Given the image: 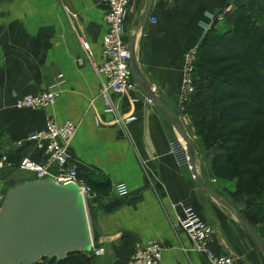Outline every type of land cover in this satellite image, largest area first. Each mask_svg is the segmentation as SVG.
<instances>
[{
  "label": "crops",
  "instance_id": "1",
  "mask_svg": "<svg viewBox=\"0 0 264 264\" xmlns=\"http://www.w3.org/2000/svg\"><path fill=\"white\" fill-rule=\"evenodd\" d=\"M235 1L247 0H153L141 27L147 0L129 6L124 38L130 45L135 37L138 77L171 111L177 112L185 52L200 44L205 26L211 23L209 16L225 13ZM249 2L264 11V0ZM106 12L101 0H0V140L11 143L1 152L13 165L23 156L42 162V151L25 138L43 129L50 118L76 126L69 163L89 171L96 182L88 212L93 246L105 253L97 256L99 264H126L138 241L161 245L160 264H209L192 247L189 236L175 227L170 204L177 200L192 203L212 226L214 253L230 255L237 264H264L263 251L251 241L234 211L213 199L208 206L201 203V189L190 167L187 170L178 162L172 151L175 126L139 86L130 99L114 97L120 114H135L129 124H117L113 115L104 112L105 100L99 95L91 60L96 66L103 61ZM48 89L60 90L54 105L13 114L16 97ZM121 183L128 191L122 197L115 191ZM0 185L2 194L7 184Z\"/></svg>",
  "mask_w": 264,
  "mask_h": 264
},
{
  "label": "trees",
  "instance_id": "2",
  "mask_svg": "<svg viewBox=\"0 0 264 264\" xmlns=\"http://www.w3.org/2000/svg\"><path fill=\"white\" fill-rule=\"evenodd\" d=\"M219 14L222 20L213 22L197 47L187 115L203 147L214 151L213 174L235 178L236 189L250 197L253 207L240 214L256 231L264 225V11L235 1L234 9ZM222 21L227 29L219 33ZM77 171L92 191L96 182L89 171ZM252 211L261 214L260 223ZM89 254L69 252L60 261L42 257L36 264H92Z\"/></svg>",
  "mask_w": 264,
  "mask_h": 264
},
{
  "label": "built area",
  "instance_id": "3",
  "mask_svg": "<svg viewBox=\"0 0 264 264\" xmlns=\"http://www.w3.org/2000/svg\"><path fill=\"white\" fill-rule=\"evenodd\" d=\"M103 4L107 5V12L105 14V24L107 27V33L102 37L101 58L102 64L96 66L93 60L92 67L97 73L101 89H99V95L105 100L104 112L113 115L115 122L125 126L135 119V114L131 116H124L117 110V104L114 97H128L132 91H136L138 85L133 78V72L130 66V51L129 45L125 41V27L129 6L135 4L137 0H101ZM228 10V8L226 9ZM224 10V11H226ZM222 14H211L209 19L211 23L206 27L207 30L211 29L214 20L221 21ZM217 17V18H215ZM206 30V31H207ZM82 44V41H81ZM83 45V44H82ZM197 47H194L189 52H185L183 59L184 73L182 74V85L178 89L177 96V111L179 114V121H184V116L187 117V102L191 99L194 92L193 72H195L194 66L198 58ZM60 96V90L48 89L35 96L21 97L18 99L17 107L19 109H35V108H47L49 105H54L56 100ZM136 99L132 98V101ZM77 132L76 126L67 120L63 123L57 124L52 118H50L43 129L37 130L34 133H30L26 142L34 145V149L40 150L43 153L44 160L33 161L26 156L20 158V161L15 165L16 169L20 172L28 173L33 179H44L47 177L53 178L56 183L66 184L73 183L77 185L79 192L84 198L86 208L89 207V202L92 198L89 197L91 193L90 186L86 184L83 177L78 176L77 166L69 163L70 146L73 137ZM178 140L171 142L173 153H176V157L180 163H187V152L181 151V147L178 146ZM21 145V142L17 143ZM185 156L184 158H182ZM12 162L7 158L0 159V184H6L11 176H5L6 172L12 170ZM15 169V168H13ZM11 175V174H10ZM115 191L118 196H126L128 191L124 183L115 186ZM176 219L175 227L182 229L189 236V240L192 247L197 249V252L205 255V258L209 264H237L236 258L230 255L216 254L210 247L212 238L214 237V231L209 222L204 221L199 214L195 211L193 204L187 201L173 202L170 204ZM91 254L105 255L102 248L92 246ZM162 247L159 243L151 242L143 244L140 241L134 243L133 254L126 259V264H160L162 257Z\"/></svg>",
  "mask_w": 264,
  "mask_h": 264
},
{
  "label": "water",
  "instance_id": "4",
  "mask_svg": "<svg viewBox=\"0 0 264 264\" xmlns=\"http://www.w3.org/2000/svg\"><path fill=\"white\" fill-rule=\"evenodd\" d=\"M153 0H147L144 18L140 27L149 17ZM139 27V29H140ZM130 51V66L136 84L144 96L174 125L178 135L187 142V164L197 186L208 196L234 211L251 240L264 253V243L253 227L236 212L234 207L224 201L199 178L194 162V149L191 139L183 131V126L174 111H171L138 77L133 58V42ZM10 175L9 172L5 176ZM9 190L5 192L0 204V264H36L42 257L60 261L69 252L90 253L93 246L92 225L84 198L78 186L73 183H56L53 178L24 180L15 182L13 177L7 181ZM3 185H0V190ZM93 197V193H89Z\"/></svg>",
  "mask_w": 264,
  "mask_h": 264
},
{
  "label": "rangeland",
  "instance_id": "5",
  "mask_svg": "<svg viewBox=\"0 0 264 264\" xmlns=\"http://www.w3.org/2000/svg\"><path fill=\"white\" fill-rule=\"evenodd\" d=\"M247 2L248 3H251V2H249V0L243 1V3H247ZM251 4H253V3H251ZM231 7L232 8H230L229 10H227L228 12L231 9H234V6H231ZM254 7H255V5H254ZM256 10H258V9L256 8ZM258 11H260V10H258ZM225 13H226V11H225ZM215 18H217V17H215ZM214 21H216V20H214ZM217 28H218L217 31L219 33H221L222 31H225V29H227L226 22L225 21L220 22L219 25L217 24ZM36 94H39V93H34V95H27V96H24L23 95L21 97H24L25 98V97H28V96H35ZM21 97H16V99H14L15 101L13 103L14 104L13 107L16 110L13 113L14 115L19 114V112L21 113V110L22 111L25 110L26 114H29L28 112H35V111H38V110L39 111H42V110L46 109V108H42V109H39V108H35V109H32V108H29V109L21 108V109H19L17 107L18 104H17L16 101L18 99H21ZM0 107H1V105H0ZM176 109H177V102H176ZM186 113H188V112H186ZM179 114L180 113L177 111L176 112L177 117H179ZM182 116H184L185 120L184 121L180 120V124L183 126L184 133L187 135L188 138L191 139L190 142H191V144L193 146V149H194V162H195V166H197V169H196L197 172H198L197 174H199L201 176V177L199 176L201 179H203V180L206 181V182L205 181L204 182L208 185L209 188H211L215 193H217V194L219 193L222 196V198L225 201L229 202L232 206H235V209H236V211L239 214L240 213L241 214L242 213L245 214L246 211H249V210H247L248 208H252L253 207V205L251 204L250 197H248V196L245 197L244 196L245 194L242 191H240L239 189H238L239 190L238 191L236 189V183H235L236 179L235 178H232V180H230V178H227V179L221 178V176H218V178H217L216 175L213 174V171H212L213 166L211 168L210 162H211V159L213 157L214 151H211L210 149H208V151H206V149L203 147L202 139L199 138L195 134L194 125L191 123V119H189L190 116L187 115V117H186L185 115H181V117ZM45 125H46V123H45ZM175 132H176L175 139L178 140V141H176V142H178V146L181 147V151L182 150H185V152H186V147H187V143L186 142L187 141L185 139L181 138L178 135V133H177L176 130H175ZM75 134H76V132H75ZM74 137H73V139H74ZM73 139H72V141H73ZM9 145L8 144H4L0 140V159L5 157L1 151L4 150V148H7ZM71 145H72V143H71ZM206 152H208V154H206ZM182 158H184V160H185V156H183ZM7 160H9V159L7 158ZM9 161H11L13 163V160H9ZM13 164H12V167L15 168V169L12 168V170H10V173L9 174H11L10 176L14 178V181L18 182V181L24 180L26 177H31L26 172H24V173L23 172H20L18 169H16L15 166H13ZM182 164H184L187 167V170L189 169V166L187 165V163H182ZM9 189H10L9 187H6V190H4L2 192V194L0 193V204L3 203L2 200H3V197L5 195V192L7 190H9ZM199 193H201V195H202L201 196V199H200L201 203L203 205L208 206V202L209 201H212V198H210L208 196V193H204L201 190H199ZM252 216L255 219L258 220V223L261 222V220H262V218H260L261 217V214H258L257 215V213H255V211H252ZM256 232L259 233V237H260L261 241H263L264 240V225L263 224H259L257 226V228H256ZM247 235H249V234H247ZM254 245H256V244L254 243ZM89 255H90V257H94L92 259V264L93 263L94 264H99L98 263V259H96L97 256H99V255L96 256L93 253L92 254H89Z\"/></svg>",
  "mask_w": 264,
  "mask_h": 264
},
{
  "label": "flooded vegetation",
  "instance_id": "6",
  "mask_svg": "<svg viewBox=\"0 0 264 264\" xmlns=\"http://www.w3.org/2000/svg\"><path fill=\"white\" fill-rule=\"evenodd\" d=\"M176 113V112H175Z\"/></svg>",
  "mask_w": 264,
  "mask_h": 264
}]
</instances>
